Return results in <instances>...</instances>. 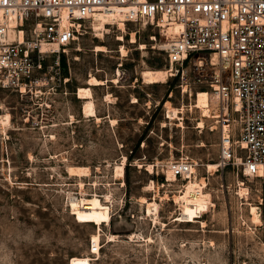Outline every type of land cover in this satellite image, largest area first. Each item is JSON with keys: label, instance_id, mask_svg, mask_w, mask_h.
<instances>
[{"label": "rangeland", "instance_id": "rangeland-1", "mask_svg": "<svg viewBox=\"0 0 264 264\" xmlns=\"http://www.w3.org/2000/svg\"><path fill=\"white\" fill-rule=\"evenodd\" d=\"M109 24L103 37L90 24L60 52L51 71L57 73L53 89L47 87L42 99L21 100L0 89V115L9 114L5 133L0 127V264H68L71 257L89 254L97 228L74 220L70 195L111 197V221L101 226L100 257L93 264H264V243L248 214L249 204L259 201L262 180L241 173L235 116H216L217 103L206 85L167 73L165 81L147 82L144 71L166 72L169 30L165 35L153 25L125 22L121 32L117 22ZM131 32L135 44L128 42ZM120 34L123 41H117ZM96 45L107 52H96ZM91 75L103 83L88 86ZM80 87L91 88L98 119L84 117V100L76 98ZM197 91L208 92L210 115L216 117L189 107ZM168 107L183 111L170 121ZM199 121L204 127H197ZM224 124L236 155L209 175L205 166L220 162ZM123 157L124 176L118 177L115 166ZM180 158L196 162L191 178H205L210 195L208 210L196 222L175 220L187 181L168 183L166 166ZM148 164L154 165L152 172ZM70 167H88L89 174L72 176ZM239 182L246 187L243 195ZM143 198L157 202L156 215L147 214Z\"/></svg>", "mask_w": 264, "mask_h": 264}, {"label": "built area", "instance_id": "built-area-1", "mask_svg": "<svg viewBox=\"0 0 264 264\" xmlns=\"http://www.w3.org/2000/svg\"><path fill=\"white\" fill-rule=\"evenodd\" d=\"M116 8L124 22L165 35L178 28L163 46L166 73L209 87L217 116L227 120L231 112L239 123L242 175L264 182V0H0V89L42 99L53 89L60 52L88 32L95 15ZM235 152L230 137L221 140L222 168ZM195 165L180 158L166 167L188 181Z\"/></svg>", "mask_w": 264, "mask_h": 264}, {"label": "bare ground", "instance_id": "bare-ground-1", "mask_svg": "<svg viewBox=\"0 0 264 264\" xmlns=\"http://www.w3.org/2000/svg\"><path fill=\"white\" fill-rule=\"evenodd\" d=\"M119 9H114L110 12H100L97 15H95L93 21L91 22L92 27L95 30V35L99 37H103L102 31H104V25L109 23H115L117 22L118 30H121V32H124L125 30V22L122 19V14L118 11ZM144 24V23H142ZM177 27L169 28V31L171 34H175L177 32ZM153 38V37H152ZM154 39V38H153ZM151 39V40H153ZM124 37L122 34L117 36V41H123ZM131 44L137 43L135 33L131 32L130 39L128 41ZM139 48L144 49L145 45L140 44ZM107 48L104 45H96L95 51L96 52H107ZM122 55H125V47L120 46V50ZM164 71H151L147 70L144 71L143 74L145 78L147 79L148 83H155L159 82L160 80L165 81V74ZM113 82H116L117 79L113 78ZM103 82L98 80L95 76L91 75L89 79L87 80L88 86H100ZM186 90H183L185 92ZM76 98L79 100H84L82 105V113L84 117H90L94 116L98 119L95 115L94 110V104L91 101L92 98V92L90 87H80L77 89ZM237 106H239L238 100H236ZM189 107H195L200 109L202 113V117H216L210 115V108H209V96L208 92L206 91H197L195 95L194 102L190 104ZM1 108V107H0ZM183 111V108L181 109H175L168 107L166 111L165 118L169 119L170 121H173L179 117V114ZM9 123V114H3L0 115V127L1 130L4 132L6 130L7 124ZM112 125H115L114 120H111ZM199 128L204 127L203 122L199 121L198 126ZM5 133V132H4ZM221 139H227L230 137V130L229 125L224 124L222 125V131H221ZM227 146V145H226ZM236 160L239 161V158L236 157ZM222 161L215 164H207L205 167L207 168V172L209 175H212L216 170L217 167L222 165ZM124 166H125V157H123L122 162L115 166V174L118 177L124 176ZM141 166V165H140ZM152 164L147 165V170L149 172L153 171ZM69 174L72 176H87L89 173L88 167H70L68 169ZM196 169H194V172ZM166 181L172 182L174 181L175 177L173 174L167 170L166 173ZM82 186V183H80ZM206 180L205 178H190V180L187 181V183L184 185L182 195H180L177 199L180 203V216L179 218L175 219L179 222H196V218H201L202 213L206 212L208 210V204H211L210 201V195L209 193L205 192L204 189L206 188ZM238 193L240 195H243L246 191V187H244V184L242 182L238 183ZM249 196H247L248 198ZM176 199V200H177ZM69 207L71 209L72 215H74V220L77 223H85V224H93L96 225L97 231H95L94 234L91 235V242H90V249L89 254L82 255V256H74L71 257L68 264H93L94 261L98 260L100 257V236H101V226H108L111 221V211H110V202L111 197L108 195H105V200L102 201L97 195H94L92 197H78L74 195H70L68 198ZM141 203L144 205L145 210L147 214L156 215L158 211V204L155 201L149 202L146 201L144 198L141 200ZM248 214L250 216H258L260 214V208L258 205L249 204L248 206ZM202 226H204V222H201ZM258 226V224H257ZM114 235H110L109 239L110 241L114 238ZM129 237H134L133 234L129 235ZM142 240L144 238L140 236ZM150 241V239H148Z\"/></svg>", "mask_w": 264, "mask_h": 264}, {"label": "crops", "instance_id": "crops-1", "mask_svg": "<svg viewBox=\"0 0 264 264\" xmlns=\"http://www.w3.org/2000/svg\"><path fill=\"white\" fill-rule=\"evenodd\" d=\"M263 185H264V182H262L260 189H259V196H258L259 201L257 204H254V205L259 206L260 214L258 216H250V217L258 224L257 226L258 233L260 235L261 241L264 243V188H263Z\"/></svg>", "mask_w": 264, "mask_h": 264}]
</instances>
